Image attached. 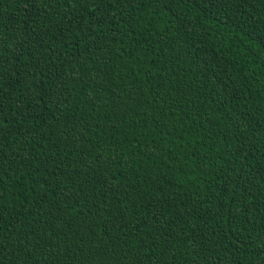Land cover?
Here are the masks:
<instances>
[{
  "label": "trees",
  "instance_id": "trees-1",
  "mask_svg": "<svg viewBox=\"0 0 264 264\" xmlns=\"http://www.w3.org/2000/svg\"><path fill=\"white\" fill-rule=\"evenodd\" d=\"M0 264H264V0H0Z\"/></svg>",
  "mask_w": 264,
  "mask_h": 264
}]
</instances>
